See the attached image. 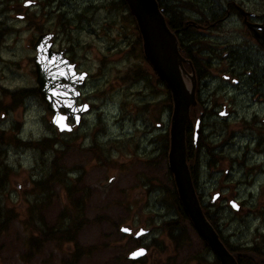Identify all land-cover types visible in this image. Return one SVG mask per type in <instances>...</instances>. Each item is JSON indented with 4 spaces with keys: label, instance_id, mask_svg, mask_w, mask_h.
Listing matches in <instances>:
<instances>
[{
    "label": "rangeland",
    "instance_id": "rangeland-1",
    "mask_svg": "<svg viewBox=\"0 0 264 264\" xmlns=\"http://www.w3.org/2000/svg\"><path fill=\"white\" fill-rule=\"evenodd\" d=\"M29 1L32 3L25 7ZM118 1L0 0V29L6 30L0 35V127L6 129L0 150V212L13 213V220L0 233V264H131L126 257L140 245L149 249L140 264H218L188 222L182 223L186 237L180 243L163 231L166 222L178 217L171 207L174 179L167 159L161 160L162 153H158L165 143L169 146L174 106L169 89L145 58L138 27L127 15L129 9L121 8ZM228 1L264 14V0ZM223 32L242 38L233 44H244L239 28L226 26ZM41 33L55 34L56 50H66L80 70L89 74L83 102L91 105V111L73 134H58L51 124L53 113L40 96L13 99L11 95L37 89L33 47ZM241 52L252 61L264 59L262 53ZM217 80V85H225L223 77ZM242 90L231 84L226 95L217 97L220 112L226 109L232 115L227 118L230 120L225 115L202 122L203 134L225 144L226 152L237 160L243 143L235 138L264 134V106L257 108V101L256 106L249 107L251 102ZM258 95H264V91ZM200 112L199 107L192 112V125ZM244 115L248 121L240 119ZM160 136L165 137L161 142ZM53 138L55 148L48 150ZM39 143L45 145V154L37 149ZM55 160L64 184L49 186L53 195L46 200L45 190L36 191L35 182L44 181L54 171ZM235 168L226 160L213 167V177L202 179L200 175L207 203L224 178V195L232 192L229 188L235 186V178L241 174L239 166ZM227 170L229 178L224 177ZM256 173L262 179L255 184L254 192L259 195L256 200L244 187L233 189L246 196L240 203L247 211L244 200L254 201L252 213L234 214L226 209L225 201H216L223 207L219 219L225 234L242 232L243 244L263 223L264 173ZM212 185L216 188L211 192ZM32 205L36 223L42 229L63 228L70 220L88 223L74 243L29 246L33 235L38 238L40 234L31 233L35 222L27 213ZM75 206L79 209L72 213ZM229 218L235 220L230 230L226 227ZM243 222L251 228L245 231ZM121 226L134 230L144 227L151 229V234L136 241L121 233ZM263 231L261 228L259 234ZM78 248L84 250L80 258Z\"/></svg>",
    "mask_w": 264,
    "mask_h": 264
},
{
    "label": "flooded vegetation",
    "instance_id": "flooded-vegetation-1",
    "mask_svg": "<svg viewBox=\"0 0 264 264\" xmlns=\"http://www.w3.org/2000/svg\"><path fill=\"white\" fill-rule=\"evenodd\" d=\"M240 6L248 10L245 6ZM238 12H240V10L236 6V3H228L227 11L225 14L217 13L215 11V8H208L207 11L206 8H204L200 9V11L198 12H195L196 17L194 16L193 20H184L185 31H194V35L198 41L203 38L210 44L209 48L201 51V53L198 49L197 55L195 57V63H193L194 71L198 80L197 107L201 108V115L198 117L197 121L201 120L203 122L208 119H214L217 117L225 118L224 116L229 114L226 109L223 112H220L219 107H221V104L219 103L217 97L221 94L226 95L227 93L225 91L231 84L235 85L237 88L243 89L242 91L246 93L248 100L251 102L249 103V107L256 106L258 102L259 105L257 108H262L264 106V98H262L261 95H258V91L262 90V87H264V83L262 81L259 83H255L254 81H252V73L249 71L250 69H247L249 65L248 63L252 65L255 62L251 61L252 59L245 58L243 55L241 56L242 59L236 57L235 59L229 61L227 56L230 55V52H224V50L228 49L230 43V47H238V45H241L245 48L244 51H249L250 53L261 52L262 54H264L263 48L256 42L255 39H253L250 34L249 35L251 37L248 36V38L253 43L250 48L246 46V41L244 42V44H233V41L235 40H242L240 36L235 35L230 37L224 34L223 30H225V25L228 23L230 17L236 16L237 18L239 14ZM207 14L209 16L207 20L209 22L208 26L204 25ZM240 15L242 16L243 14H241L240 12ZM242 17L243 21L236 19V25L241 26L245 30L242 24H244L245 27L247 23L253 24L257 28V33H264L263 14H258L251 11V14L247 15V17ZM230 38H232L231 41ZM239 54L241 55V52H239ZM242 60L244 61L243 63H241ZM259 63L261 64V61H259ZM256 65L258 66V64ZM257 75L258 71L256 76ZM219 77H223V80H225L224 82L226 83L225 85H217V78ZM254 79L256 80V77ZM228 117L231 118L232 115H228L225 119L229 120L227 119ZM256 117L257 116H255V118ZM248 118L249 117L247 115L240 117V119H244L245 121H248ZM190 136L191 134H188V138ZM240 138L241 141L238 140ZM235 140L237 141V143H243V145L241 144L243 148H241V152L239 153V160L231 159V155L226 152V146L224 147L225 144L216 145V143L213 142L209 136H206V134H201L197 141L194 138V140L192 141L194 150V153L192 152V159L195 187L203 209L205 208L204 212L207 219L219 234L228 251L235 257L237 263L264 264V234H259L260 229H264V212H261L262 216H260V218L263 217V223H261L256 230V235L251 240L243 244L241 238L242 232L240 235H238V232L240 231H229V235L225 234L222 226L220 225L221 221L219 219V215L221 214V210H223V207L221 208V206H218L217 203L214 202L215 200L221 202L225 201V203L227 204L226 209H228L231 213H237L239 215L244 213L250 214L253 212L250 207L254 205V201L251 200V203H249L247 200H244L245 205L249 207L247 208L249 209L247 211L242 206L243 203H240V200L246 198V196L241 193L239 194L238 190L235 193V190H233L234 187H244L246 193H248V195L250 194L252 196V199L254 200L259 197L258 193L254 192V189L255 184L259 181V176L256 175V172L258 170L260 172H264V134H244L239 138H235ZM216 154H220V156L216 157ZM226 160H229V163L232 164L239 163V170L242 174L240 183L235 186L232 185L231 188H229L230 190L232 189V192L228 196L224 195L225 191H223V188L219 186V190L213 192L211 201L209 200V203H207L206 197H203L207 194L202 191L201 176L202 179L205 178L208 175V172L203 173V170L207 171L209 169L211 171V174H214L215 170H213V167H215L217 163H222ZM227 175L230 176L231 174L226 171V176ZM241 183L243 184V186L240 185ZM261 187L262 191H264L263 186ZM215 188L216 186L212 185L210 191L212 192L213 190H215ZM225 214L226 213H224V215ZM234 224L235 220L233 218L227 219V229L230 230L231 227L234 228ZM243 227L245 231H247L248 228H251V226L248 227L244 222ZM234 239L237 241V244L234 242ZM204 245L209 250L208 246L205 243ZM209 252L211 251L209 250Z\"/></svg>",
    "mask_w": 264,
    "mask_h": 264
},
{
    "label": "water",
    "instance_id": "water-1",
    "mask_svg": "<svg viewBox=\"0 0 264 264\" xmlns=\"http://www.w3.org/2000/svg\"><path fill=\"white\" fill-rule=\"evenodd\" d=\"M125 2L137 22L145 57L172 94L174 112L170 130L169 168L173 173L180 201L194 227L213 249L220 263L237 264L203 214L187 163L186 129L191 108L197 105V81L194 71L192 75L186 72L184 63L187 60L180 53L179 41L167 25L158 1L125 0ZM249 29L264 48L263 34L255 33L254 26L249 25ZM53 38L52 33L42 34L34 45L37 52L33 58L36 82L42 99L54 113L52 124L57 127L59 133L71 132L74 127L67 124L68 118H74L78 126L83 114L90 110L88 104L78 105L81 97L78 87L83 85L88 74L77 72L76 65L64 55V51L57 52L52 49ZM184 77L190 79L191 86H187ZM61 110H65L66 114H62ZM200 133L201 127L198 122L196 137ZM121 230L126 234H132L128 227H122ZM145 233L147 232L140 230L135 237L138 238ZM146 254V249H139L128 258L138 260Z\"/></svg>",
    "mask_w": 264,
    "mask_h": 264
},
{
    "label": "trees",
    "instance_id": "trees-1",
    "mask_svg": "<svg viewBox=\"0 0 264 264\" xmlns=\"http://www.w3.org/2000/svg\"><path fill=\"white\" fill-rule=\"evenodd\" d=\"M214 1V0H212ZM209 2V3H204V1H198L197 0H158L159 5L161 10L163 11V13L165 14V16L167 17V23L169 25V27L171 28L172 31H174L176 33V35L178 36L180 42H181V48L183 51L184 56H186L187 58H189L191 61H193V63H195V57L197 55V51L198 49L201 51L205 50L206 48H209V45L202 39H200L199 41L196 39L195 35L192 32H187L185 31L184 28V20H190L191 18H193L195 16V12L200 11V9H204L206 8V11L208 10V8H215V10H217V8L219 7V2L214 1L213 3ZM118 5L121 8H125L128 10V6L125 2V0H119ZM114 6H116V4H113ZM167 5V6H166ZM223 6L220 7V9H222ZM128 17L131 18L132 23L136 25V21L134 20V17H132V15L129 13L128 10ZM208 16V14H207ZM66 21V20H65ZM137 29V28H136ZM6 32V30L0 29V35L3 36L4 33ZM140 43H141V37L139 38ZM191 46V47H190ZM6 91V90H5ZM27 90H25L24 92H13L11 95L13 97V99H23L26 95ZM8 92V91H6ZM29 95H33V96H39L37 89H32L31 91L29 90ZM191 126L192 124H189V128H188V134H193L192 130H191ZM4 132L5 130H3L0 127V138L4 137ZM55 139H51V141L49 143H51V145L49 146V149H54L55 148ZM5 142V139L2 138L0 139V150L3 149V143ZM41 145V146H39ZM39 151H42L43 153V149L45 148V145L42 143H39L37 146ZM46 152H44L43 154H45ZM161 154V160L163 159H167L168 156V142L166 143V147L164 149H162V151L160 152ZM191 153H192V147L190 149V155H189V165L192 168V165L190 164L192 161L191 158ZM194 153V150H193ZM53 168L54 171L49 174V176L43 181H34L35 182V186H36V191H41V190H45L44 192V197H46L45 199L47 200L49 196H52L53 194H51V191L49 189H47L49 186L53 185V184H64V175L61 172L62 170L60 169V167L58 166V161L55 160L53 162ZM0 182H2V178H0ZM66 184H68V181H66ZM47 189V190H46ZM51 194V195H50ZM171 198L173 199V202H171V207L173 209H175L176 213L178 214L177 218H173L171 220H169L168 222H166L163 226V231H167L168 232V236L172 239L173 242L175 243H180L182 242V240L185 239L186 237V232H184L182 229V223L183 222H188V217L185 214L180 200L178 198V194H177V190L176 187L174 185V189L171 192ZM74 211L72 213H75V211H77L79 208L78 206L73 207ZM66 211H68L67 209H65ZM35 207L32 205L30 210L28 211V215H30V221L35 222V225L33 224L31 226V233L34 231L39 232V237L36 238L33 235V238H31L29 240V246H41L45 243H53L56 242L58 244H63V243H74L75 239L77 238V235L79 234V232L81 231V229L83 228L85 223H88V221H80L77 222L75 220H70L67 221L68 225L70 227H63V228H49V229H42L40 228L39 225H37L36 223V217H35ZM13 213L12 212H0V233H2L5 229L7 224L10 223V221L13 220ZM2 217L4 219H2ZM67 227V228H66ZM32 242V243H31ZM79 256H77V258H80L81 252L84 251L80 248L77 249ZM77 254V255H78Z\"/></svg>",
    "mask_w": 264,
    "mask_h": 264
},
{
    "label": "bare ground",
    "instance_id": "bare-ground-1",
    "mask_svg": "<svg viewBox=\"0 0 264 264\" xmlns=\"http://www.w3.org/2000/svg\"><path fill=\"white\" fill-rule=\"evenodd\" d=\"M167 6V5H166ZM196 17V16H195ZM214 19V18H213ZM250 53V52H249ZM249 56V55H248ZM244 59V58H243ZM252 61V60H251ZM208 62V61H207ZM244 62V61H243ZM210 64V63H209ZM219 82V81H218ZM222 84V83H221ZM226 84V83H225ZM219 86V85H218ZM237 94V93H236ZM242 94V92H241ZM236 96V95H235ZM210 122V121H209ZM197 172V171H196Z\"/></svg>",
    "mask_w": 264,
    "mask_h": 264
},
{
    "label": "snow or ice",
    "instance_id": "snow-or-ice-1",
    "mask_svg": "<svg viewBox=\"0 0 264 264\" xmlns=\"http://www.w3.org/2000/svg\"><path fill=\"white\" fill-rule=\"evenodd\" d=\"M127 231V230H126Z\"/></svg>",
    "mask_w": 264,
    "mask_h": 264
}]
</instances>
